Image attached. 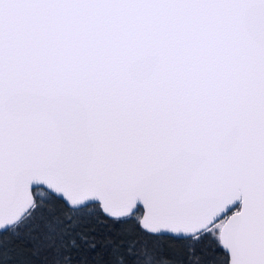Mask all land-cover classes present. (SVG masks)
<instances>
[{"label":"snow or ice","instance_id":"1","mask_svg":"<svg viewBox=\"0 0 264 264\" xmlns=\"http://www.w3.org/2000/svg\"><path fill=\"white\" fill-rule=\"evenodd\" d=\"M0 264H264V0H0Z\"/></svg>","mask_w":264,"mask_h":264}]
</instances>
